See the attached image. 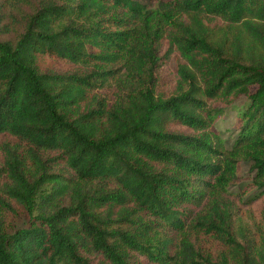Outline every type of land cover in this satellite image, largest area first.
<instances>
[{
  "label": "trees",
  "instance_id": "trees-1",
  "mask_svg": "<svg viewBox=\"0 0 264 264\" xmlns=\"http://www.w3.org/2000/svg\"><path fill=\"white\" fill-rule=\"evenodd\" d=\"M1 137L0 264H264V0H0Z\"/></svg>",
  "mask_w": 264,
  "mask_h": 264
},
{
  "label": "rangeland",
  "instance_id": "rangeland-1",
  "mask_svg": "<svg viewBox=\"0 0 264 264\" xmlns=\"http://www.w3.org/2000/svg\"><path fill=\"white\" fill-rule=\"evenodd\" d=\"M179 63L180 60L178 57H175L172 60L171 68L174 72L177 71ZM108 91H109L108 94L112 97L113 94L112 89H109ZM246 101H247V97L241 96L235 103H233L225 110L226 111L225 114L220 119L217 120L216 124L219 127H223V128L234 126L237 119V113L239 112V110L242 109ZM0 139L2 140L3 138L1 137ZM229 143L230 141L228 140L227 144ZM243 170L246 174H249L250 164L243 163ZM19 209L20 210L18 211L17 214H12L0 208V219L4 222L6 228L9 231L18 230L29 225V220L25 211H23L22 208Z\"/></svg>",
  "mask_w": 264,
  "mask_h": 264
}]
</instances>
